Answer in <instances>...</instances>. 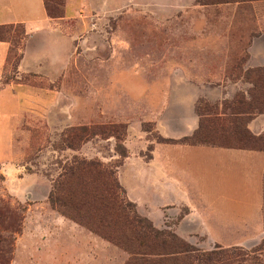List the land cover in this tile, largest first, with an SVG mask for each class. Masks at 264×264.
Masks as SVG:
<instances>
[{"label": "rangeland", "instance_id": "obj_1", "mask_svg": "<svg viewBox=\"0 0 264 264\" xmlns=\"http://www.w3.org/2000/svg\"><path fill=\"white\" fill-rule=\"evenodd\" d=\"M110 4L116 6L111 12L84 13L80 21L86 24L79 29L76 21L63 23L65 34L78 37L69 62L49 68L48 75H20L14 58H21L26 35L11 45L0 90L22 85L18 90L28 94L21 92L19 101L3 98L0 104V233L11 239L8 247L0 245V264H127L130 254L124 247L50 203L62 167L75 158L114 168L126 190L120 197L137 203L138 213L157 229L174 232L204 252L241 248L264 264V252L254 253L264 240V183L260 209L249 185L216 189L213 198L182 199L188 206L143 183V167L159 151L187 145L184 138L198 132L200 112L202 119H214L239 97L263 108L240 116L239 129L222 116L200 131V138L211 143L195 146L212 147L235 145L246 120L264 115V79H257L264 73H256L264 67L249 64V51L264 32V0ZM216 72L228 76L213 77ZM191 105L199 127L188 135ZM80 129L77 138L68 139L69 132ZM116 137L127 158L117 151ZM80 214L87 219L83 223L95 219L86 208ZM13 222L18 226L13 228ZM233 264H242L241 259Z\"/></svg>", "mask_w": 264, "mask_h": 264}, {"label": "crops", "instance_id": "obj_2", "mask_svg": "<svg viewBox=\"0 0 264 264\" xmlns=\"http://www.w3.org/2000/svg\"><path fill=\"white\" fill-rule=\"evenodd\" d=\"M111 1L66 0L64 18L51 19L44 0H0V27L22 26L27 37L18 66L19 74L44 75L47 72L48 75L49 68L66 65L73 54L74 40L78 36L65 34L62 31L63 23L76 21L79 29L86 24L80 21L84 13L111 12L116 7L110 4ZM10 52L11 44L0 41V78L5 71ZM249 53L251 66L264 67V32L255 39ZM212 76L228 75L225 72H216ZM18 87L23 88L22 85L11 84L1 89L0 104L3 98L10 97L19 101L23 93L24 96L28 94L27 90H18ZM190 108L193 115L188 116L189 124L192 125L189 133H186L188 135L193 134L199 127L194 105ZM247 128L257 136L263 134L264 115L254 117ZM161 154L162 151H159V157L155 156L143 167L144 174L147 170L143 183L148 184L150 190L156 189L164 198H177L178 205H187L188 202H183L182 199L213 198V191L216 189L237 190L249 185L254 189L259 209L262 206L264 152L204 145H176L169 149L164 148ZM155 164L156 169L151 171Z\"/></svg>", "mask_w": 264, "mask_h": 264}, {"label": "trees", "instance_id": "obj_3", "mask_svg": "<svg viewBox=\"0 0 264 264\" xmlns=\"http://www.w3.org/2000/svg\"><path fill=\"white\" fill-rule=\"evenodd\" d=\"M65 1L44 0L47 14L51 19L64 18ZM17 27L22 26L0 27V41H6L15 46L16 40L25 35L24 30L21 35L16 31L13 33L12 31ZM21 58L15 56V70L18 69ZM256 73H264V69H258ZM261 76L257 79H264ZM224 107L223 113L216 115L217 119L204 120L202 119L204 114L200 112V128L192 137L184 138L185 144L195 146L198 143H211V141L201 139L199 133L216 121H221L222 116H227L233 128L239 129V126L243 127V119H240V116H252L256 112H263L260 104L254 101L246 102L240 97ZM226 109L230 112L229 115ZM253 118L246 120L247 127ZM81 132V129L69 132L68 139L77 138ZM116 138L118 140L117 151L123 159L127 158L122 139ZM235 143L232 145L228 141L223 147L264 151V148L258 147V145H264V136H254L246 127L244 135L235 139ZM68 144L69 148H74L72 143ZM119 193L126 195V190L119 184L114 168L99 161L75 158L71 164L62 167L58 179L54 182L50 203L64 215L81 222L90 229L95 228L96 232L105 239L124 247L130 254L127 264H233L237 258L241 259L242 264H263L259 258L251 259L250 253L237 247L224 249L217 246L212 251L204 252L190 246L174 232L157 229L147 217L138 213L135 203L127 198H121ZM84 208L86 212L95 216L93 221L82 222L87 220L80 214ZM3 224L2 218L0 226ZM16 226H18L17 223L13 222L12 227ZM10 242L9 237L0 233V245L7 244L6 247H8ZM263 252L264 240L254 253L262 254Z\"/></svg>", "mask_w": 264, "mask_h": 264}]
</instances>
